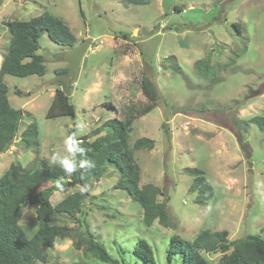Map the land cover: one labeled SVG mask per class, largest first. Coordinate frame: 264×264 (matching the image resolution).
Instances as JSON below:
<instances>
[{"label":"rangeland","instance_id":"374dc122","mask_svg":"<svg viewBox=\"0 0 264 264\" xmlns=\"http://www.w3.org/2000/svg\"><path fill=\"white\" fill-rule=\"evenodd\" d=\"M174 6L166 13L162 0L148 5H127L124 0H0V66L10 43L9 21H27L48 12L68 25L77 46L92 40L77 72L65 76L72 82L67 92L75 118H46L57 81L64 78L57 72L69 68L64 58L68 50L46 33L39 40L38 54L46 61L47 73L5 77L11 106L31 115L23 119L14 144L0 155V178L11 164L33 170L41 167L42 160L68 169L67 161L72 165L68 170L74 171L71 128L76 127L75 141L92 133L94 137L108 119L122 120L131 107L146 106L144 79L151 80L159 94L156 108L134 121L128 141L133 148L138 139L154 140L152 150H134L140 184L163 189L158 200L167 201L171 227L157 221L146 227L141 206L116 188L117 175L108 171L91 183L76 219L57 218L73 234L57 239L47 250V264H107L95 259L85 245L76 247L84 235L83 222L114 259L122 262V254L130 264H144L133 256L141 241L151 246L156 264H169L173 238L191 242L202 231H227L230 240L247 235L264 238V129L250 123L255 117L264 118V0H176ZM151 30L153 35L143 34ZM200 60H210L213 72L199 75L194 64ZM251 92L259 94L248 98ZM31 122L38 128V155L20 142ZM236 135L252 150L251 168ZM186 168L205 172L213 188L206 205L190 192L192 178ZM50 185L44 178L34 191ZM81 190L75 186L57 191L51 203L55 206ZM20 226L28 239L38 231L34 206L23 209ZM222 256L205 254L210 264H221Z\"/></svg>","mask_w":264,"mask_h":264},{"label":"trees","instance_id":"16d2710c","mask_svg":"<svg viewBox=\"0 0 264 264\" xmlns=\"http://www.w3.org/2000/svg\"><path fill=\"white\" fill-rule=\"evenodd\" d=\"M153 0H124L127 5H148ZM173 10L180 12L178 6ZM6 26L10 33L9 47L4 54L0 66V155L7 152L18 138L23 119L31 114L11 106L9 87L5 83L6 76L27 78L30 76H44L47 73L46 61L38 54L39 40L43 34L67 50L77 47L78 40L68 25L60 18L48 12L27 21H9ZM235 28L241 32L240 25ZM124 39L128 34H122ZM175 61L174 56L169 57ZM199 75L206 76V72H213L210 60H200L194 64ZM177 72L180 67L176 63ZM69 68L58 71L60 78L57 83L53 101L48 109L46 118L53 119L62 116L75 118V106L71 103L67 92L72 82L65 79ZM143 94L148 104L141 108L131 107L124 119L111 118L91 135L83 136L75 141L76 127L69 130V139L74 146L73 162L75 170L59 165H49L41 161V167L30 169L20 163L11 164L0 178V264H47V250L54 248L57 239H67L73 234L67 225L58 223V217L68 216L76 219L83 212V205L91 190V183L101 180L111 171L117 175L116 188L127 192L130 198L138 203L143 210V223L151 227L156 221L165 228H170L172 219L167 201L160 202L158 198L164 196L162 188L153 184L141 186V168L135 158L134 150H152L154 140L150 138L138 139L133 148L129 145V133L136 119L152 112L158 101V91L155 84L144 79ZM20 94V91L17 92ZM112 107V105H107ZM113 108V107H112ZM250 123L257 124L264 129V118L255 117ZM93 140H90L91 138ZM25 148H30L39 154L38 128L31 122L20 135ZM186 174L192 178L190 192L197 194V202L202 206L213 197V188L207 181L205 172L197 168H186ZM46 178L51 185L34 191V187ZM75 186L82 187L52 205L53 194L62 189ZM27 206L36 208L39 221L38 231L31 239L20 226L22 211ZM84 224V235L75 243L78 249L81 244L92 256L107 264H130L121 254L114 259L109 250ZM264 230V228H263ZM232 249L229 253L228 251ZM221 252V264H264V238L259 235H247L240 239L230 240L227 231H202L191 242L173 238L167 254L169 264H210L205 254ZM133 256L144 264H156L151 246L141 241L134 249ZM131 257L130 260H135ZM137 259V260H138Z\"/></svg>","mask_w":264,"mask_h":264},{"label":"water","instance_id":"95a60500","mask_svg":"<svg viewBox=\"0 0 264 264\" xmlns=\"http://www.w3.org/2000/svg\"><path fill=\"white\" fill-rule=\"evenodd\" d=\"M176 0H162V7L166 13H168L171 8H173ZM162 31H165V28L162 29ZM143 34L150 36L154 34V30L151 31H143ZM92 40H85L83 41L79 46L76 48L70 49L65 52L64 58L65 62L69 65V72L68 77L70 78L72 75H74L77 70L79 69L82 59L86 52L88 51ZM258 92H251L248 98H254L258 95ZM237 143L239 144L240 148L246 153V158L248 160L249 167L251 168L252 165L249 163L251 157H252V150L251 148L244 144L241 140V137H238L236 135Z\"/></svg>","mask_w":264,"mask_h":264},{"label":"clouds","instance_id":"9594fccd","mask_svg":"<svg viewBox=\"0 0 264 264\" xmlns=\"http://www.w3.org/2000/svg\"><path fill=\"white\" fill-rule=\"evenodd\" d=\"M65 165H66V167H67L68 169H71V167H72V165H71L69 162H67V161H65Z\"/></svg>","mask_w":264,"mask_h":264}]
</instances>
